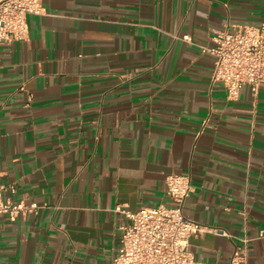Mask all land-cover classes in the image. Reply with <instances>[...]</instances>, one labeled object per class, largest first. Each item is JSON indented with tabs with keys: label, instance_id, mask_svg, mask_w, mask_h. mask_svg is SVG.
Returning a JSON list of instances; mask_svg holds the SVG:
<instances>
[{
	"label": "crops",
	"instance_id": "obj_1",
	"mask_svg": "<svg viewBox=\"0 0 264 264\" xmlns=\"http://www.w3.org/2000/svg\"><path fill=\"white\" fill-rule=\"evenodd\" d=\"M41 6L25 39L0 42L2 196L37 206L0 214V264H111L129 221L116 208L172 204L170 174L191 177L197 260L229 264L247 238L264 264V86L228 99L200 48L259 25L264 0Z\"/></svg>",
	"mask_w": 264,
	"mask_h": 264
},
{
	"label": "built area",
	"instance_id": "obj_2",
	"mask_svg": "<svg viewBox=\"0 0 264 264\" xmlns=\"http://www.w3.org/2000/svg\"><path fill=\"white\" fill-rule=\"evenodd\" d=\"M42 11L41 0H0V42L25 39L27 15ZM212 40L213 45L200 48L214 56L212 78L224 85L228 99H238L244 85H249L254 93L264 86V21L240 26L236 31L216 30ZM8 190L14 192L15 187L0 185V214L15 219L20 213L37 208L34 203L4 199L2 193ZM192 190L190 175L170 174L166 177V191L172 204L145 206L136 211L117 207L116 211L124 213L129 221L122 226L121 246L113 254L111 264H207L197 260L190 250L191 237L206 232L203 225L183 212ZM248 260V239L244 238L229 264H248Z\"/></svg>",
	"mask_w": 264,
	"mask_h": 264
}]
</instances>
